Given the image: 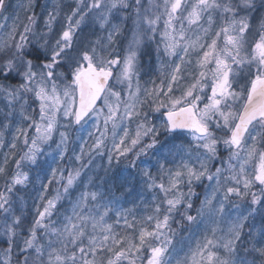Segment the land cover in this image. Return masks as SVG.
I'll return each instance as SVG.
<instances>
[{"label":"snow or ice","instance_id":"6c2138e0","mask_svg":"<svg viewBox=\"0 0 264 264\" xmlns=\"http://www.w3.org/2000/svg\"><path fill=\"white\" fill-rule=\"evenodd\" d=\"M0 264H264V0H0Z\"/></svg>","mask_w":264,"mask_h":264},{"label":"rangeland","instance_id":"374dc122","mask_svg":"<svg viewBox=\"0 0 264 264\" xmlns=\"http://www.w3.org/2000/svg\"><path fill=\"white\" fill-rule=\"evenodd\" d=\"M12 3H16V0H11Z\"/></svg>","mask_w":264,"mask_h":264}]
</instances>
